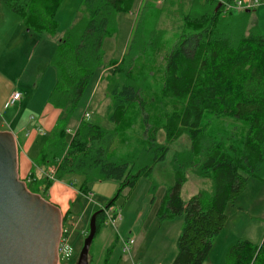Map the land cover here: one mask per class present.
I'll return each mask as SVG.
<instances>
[{
  "label": "trees",
  "instance_id": "obj_1",
  "mask_svg": "<svg viewBox=\"0 0 264 264\" xmlns=\"http://www.w3.org/2000/svg\"><path fill=\"white\" fill-rule=\"evenodd\" d=\"M62 1L0 3L28 32L53 37ZM81 3L85 16L66 30L50 59L57 79L47 103L61 113L33 160L31 183L25 182L34 190L27 189L44 193L55 181L79 175L82 189L115 180L120 192L150 178L168 145L185 135L189 149L171 161L175 182L159 215L183 218L172 264H205L227 206L236 204L249 179L264 183V36L256 26L248 30L252 10L224 12L214 0H142L122 57L100 78L113 129L81 120L68 139V121L102 66L103 43L134 0ZM166 23L169 29L162 28ZM48 168L55 169V181L35 175ZM188 171L205 186L185 203L180 191ZM103 220L100 210L97 230ZM224 264H264V240L260 246L238 240L227 248Z\"/></svg>",
  "mask_w": 264,
  "mask_h": 264
},
{
  "label": "rangeland",
  "instance_id": "obj_2",
  "mask_svg": "<svg viewBox=\"0 0 264 264\" xmlns=\"http://www.w3.org/2000/svg\"><path fill=\"white\" fill-rule=\"evenodd\" d=\"M81 1H62L56 14L57 30L53 37L28 33L18 16L0 3V70L9 79L6 84L8 89L20 92L24 99L35 97L40 101V108L48 107L47 100L56 83L57 73L50 65L56 45L66 30L85 16ZM141 2L142 0H134L130 12L117 16L116 34L103 43L102 66L85 88L68 121V139L72 138L81 120L108 130L113 129L106 115L109 98L105 83L100 82V78L104 68L112 60L118 61L122 57ZM260 4L250 14L248 30L256 26L264 36V0H260ZM155 5L162 7L160 1H156ZM162 28L170 27L166 23ZM170 34L171 31L167 38ZM85 114L88 117L85 118ZM29 115L38 118L33 112ZM159 142L164 143L162 133L159 135ZM168 147L164 162L155 166L150 178H140L133 187L120 192V183L115 180L93 182L82 189L83 177L79 175L68 176L58 181L59 183L54 182L48 191L39 192L46 201L59 208L62 218L66 216L62 226L68 233V250L66 256L59 257L58 264H76L89 232L91 217L100 210L104 212V220L100 223L89 249L90 264L173 263L183 218L176 216L162 219L159 210L166 190L175 182L171 161L175 154L188 151L189 141L184 135ZM186 178L180 191L181 199L185 203L205 186L202 184L203 180L191 171L186 173ZM27 188L34 190L31 184ZM110 202L112 204L107 208ZM115 215L119 218L113 222ZM225 216L224 227L213 239L205 264H224L227 248L238 240H247L257 246L262 244L264 183L249 179L246 191L234 206H227ZM129 240H132L130 250L123 251V242Z\"/></svg>",
  "mask_w": 264,
  "mask_h": 264
},
{
  "label": "water",
  "instance_id": "obj_3",
  "mask_svg": "<svg viewBox=\"0 0 264 264\" xmlns=\"http://www.w3.org/2000/svg\"><path fill=\"white\" fill-rule=\"evenodd\" d=\"M220 6L218 3L216 9ZM17 160L14 135L0 132V264H58L62 213L27 189L19 179ZM97 213L91 217L76 264H90Z\"/></svg>",
  "mask_w": 264,
  "mask_h": 264
},
{
  "label": "crops",
  "instance_id": "obj_4",
  "mask_svg": "<svg viewBox=\"0 0 264 264\" xmlns=\"http://www.w3.org/2000/svg\"><path fill=\"white\" fill-rule=\"evenodd\" d=\"M260 6L261 4L252 11L254 12ZM8 80L5 73L0 70V132L8 131L14 135L18 149V176L20 180L29 182L31 181L29 176L33 172L31 170L33 160L37 158L45 143V134L50 133L54 127L60 110L52 108L48 103V107L40 108V101L33 96L24 99V95L20 92L7 88ZM14 93H19L21 99L13 105L6 106L7 100ZM25 112L28 114L33 112L38 118L30 115L29 117ZM43 173L42 169L35 171L37 177L44 176Z\"/></svg>",
  "mask_w": 264,
  "mask_h": 264
},
{
  "label": "built area",
  "instance_id": "obj_5",
  "mask_svg": "<svg viewBox=\"0 0 264 264\" xmlns=\"http://www.w3.org/2000/svg\"><path fill=\"white\" fill-rule=\"evenodd\" d=\"M218 1L221 4L220 8L223 9L224 12H243V11H250L255 9L259 4L260 0H214ZM21 99V95L19 93H14L11 97L7 100L6 106L13 105L14 103L18 102ZM88 117V114H85V118ZM43 175L47 177L49 180L55 181V169L48 168L44 171ZM119 218V216L115 215L112 218V221L115 222ZM61 230V236L59 239L58 244V259L59 257H64L67 254L68 250V237H67V230L63 228ZM132 245V240L123 242V251H129L130 246Z\"/></svg>",
  "mask_w": 264,
  "mask_h": 264
}]
</instances>
